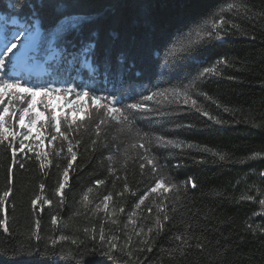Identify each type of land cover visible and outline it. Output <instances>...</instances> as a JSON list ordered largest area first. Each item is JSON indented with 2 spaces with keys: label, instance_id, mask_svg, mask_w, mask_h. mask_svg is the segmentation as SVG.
I'll return each instance as SVG.
<instances>
[{
  "label": "trees",
  "instance_id": "16d2710c",
  "mask_svg": "<svg viewBox=\"0 0 264 264\" xmlns=\"http://www.w3.org/2000/svg\"><path fill=\"white\" fill-rule=\"evenodd\" d=\"M32 2L0 0V11L30 20V7L22 5ZM70 2L73 13L92 18L87 30L95 40L57 37L49 10L42 49L54 42L61 55L55 74L39 82L87 87L124 102L178 88L197 104L148 102L156 110L137 113L135 126L152 139L149 145L111 119L98 133L97 121L105 117L84 98L83 111L94 114L73 125L77 159L63 197L57 189L70 155L67 141L49 143L50 121L46 157L17 151L13 165L11 137L0 142V220L6 209L8 226L7 232L0 226V264H264V0ZM198 25L201 35L215 33L207 46L194 55L172 53L182 33L197 38L189 30ZM93 42L89 71L81 61ZM209 67L214 72L201 76ZM78 68L81 79H71ZM66 127L61 120V130ZM157 136L181 146L157 147ZM141 142L148 151L131 146ZM159 179L171 190L151 193ZM101 231L114 249L100 240Z\"/></svg>",
  "mask_w": 264,
  "mask_h": 264
},
{
  "label": "snow or ice",
  "instance_id": "6c2138e0",
  "mask_svg": "<svg viewBox=\"0 0 264 264\" xmlns=\"http://www.w3.org/2000/svg\"><path fill=\"white\" fill-rule=\"evenodd\" d=\"M13 6V5H10ZM28 6L31 9V15L35 17V23L32 25L33 31H30L28 28L23 29L19 32H14L10 36L5 37V43L3 49L0 50V142L8 141L11 137L9 147L11 148V154L13 157V165L16 163L15 156L17 151L24 153L25 149L28 148L29 151H32V148L28 144H25V141L35 140L39 142V148L43 150L45 148L44 139H42L43 133L39 130L33 132L36 129V125L41 121V117L45 115V112L49 114V121L51 122L52 127L54 128V134L51 135L49 143L56 141L57 138H61L62 141H67V153L70 155V160L68 162L67 168L63 171V182L59 184L57 189L59 195L63 197V190L69 180V169L72 168V164L76 161L77 155L74 151V146L72 144V133L76 131V128H73V125L79 127L78 121H90L93 114L95 113L97 117L104 116L105 119H98L97 121V132L99 133L101 125H105L108 119L112 121H118L122 125V131L126 132L129 136L143 140L149 145L152 144V139L146 133H141L138 127L135 126V119L137 113H144L148 111H154L150 107L148 102H159L157 98L168 99L169 102H180L184 105H191L195 107L197 101L192 99L187 90L181 91L178 88L172 89H157L151 91L150 94L142 95L136 98L133 102H124L119 96L115 94L102 95L87 87L77 88L65 87V88H55L51 85H32L27 80L16 75V61L19 57L16 56V50L19 47L26 48L28 42H34L38 40L41 36L40 28L42 24L49 23L48 14L49 10L52 12V19L50 25L54 28L55 35L57 37H66L68 39H75L77 42H87L94 41L96 33L89 32L88 21L92 18L89 16L79 15L73 13L71 10L76 7L70 2V0H33L30 5H22V7ZM228 8L231 9L234 7L233 4L228 3ZM214 15V13H213ZM189 32L192 35H195L196 39H190L188 33H182L178 36L175 42L172 45V53H179L182 56L194 55L202 47L207 46V41L211 40L215 33L212 31L207 32L206 35H201V26H197L195 29H190ZM222 39V37H219ZM96 47V43H86L84 47L85 52V62L88 60V54L91 53L95 55L93 49ZM105 63H107V54L105 56ZM11 65V68H9ZM210 72H214V69L209 67L203 69L201 76L206 75ZM62 96L68 103H72L69 100V97H74L76 100L82 98H87V101H90L91 107L94 110L84 112L83 110L87 107V103L80 104L77 107L71 108L68 113H63L60 116H57L56 109L53 108L50 104V97ZM37 97H40V101H37ZM7 100V104H5ZM25 106L21 108L16 107V103L24 104ZM38 106L43 107L44 111H39ZM11 109V111H10ZM19 113V115H18ZM79 114V115H78ZM207 115V113H204ZM27 118V120H26ZM61 120H64L67 124V127L64 131L61 130ZM49 121L41 123V128H46ZM14 127L25 130L24 132L13 131ZM20 137L19 140V149L15 147L16 138ZM145 142H141L138 145L132 144L133 148L139 147L148 151L145 147ZM78 143V142H77ZM155 143L157 147H167L172 145L174 147H180V142L167 140L163 136L155 137ZM192 147V145H189ZM63 151V148L60 149ZM127 151V150H125ZM41 155L47 156L46 151H41L37 153L39 158ZM220 159L223 160L224 157L220 156ZM41 167L45 166L43 160H41ZM51 163V161H49ZM148 164H153V171H156L155 165L152 159H147ZM178 166V165H177ZM22 167V165H21ZM141 167H144L142 164ZM104 181H96V184H103ZM191 187L195 188L196 184L190 182ZM175 187V185H172ZM43 188V185H41ZM163 189L164 191H170L171 188L165 185L164 179H159L155 183V186L151 188V193H156L158 190ZM11 190L3 193L4 197L10 195ZM147 195L139 199L137 207L143 205L147 199ZM39 199V198H37ZM112 197L107 195L104 197V201H110ZM37 201H33V206ZM51 204V201H48ZM104 207L107 208V203L104 204ZM123 211V209H121ZM151 212V209H148ZM53 223H56V219L53 218ZM0 226H3L5 232L8 231L7 226V212L5 209L4 219L0 220ZM39 224L37 222V228ZM96 237L93 236V239ZM100 240L102 242L108 243L110 248H115L116 245L111 242L105 241L103 232L101 231ZM39 239V237H37ZM61 240L67 239L65 236L60 237ZM115 239V237L113 238ZM75 243V241H73ZM31 255V253H29Z\"/></svg>",
  "mask_w": 264,
  "mask_h": 264
},
{
  "label": "rangeland",
  "instance_id": "374dc122",
  "mask_svg": "<svg viewBox=\"0 0 264 264\" xmlns=\"http://www.w3.org/2000/svg\"><path fill=\"white\" fill-rule=\"evenodd\" d=\"M19 20H20V22H21L22 24L25 25V28H28L30 31H33V30H34L33 27H32V25H33L35 22L29 23V22H27V21H25V20H21V19H19ZM13 23H16V19H11V20H10V24H13ZM0 29H1V31H2V29H3L2 24H1V26H0ZM40 31H41V30H40ZM14 32H15V30L12 31V32H10V34H8V35H11V34L14 33ZM8 35H6V36H8ZM6 36H5V37H6ZM0 37L3 38V35H0ZM4 43H5V41L2 42V43L0 44V50H2L1 48L4 46ZM55 56H56V53H55V52H52L51 54L47 55V58H46V59H47L48 61H50V60L53 59ZM28 82H29V81H28ZM29 83H30V82H29ZM30 84L35 85V84H33V83H30ZM41 85H51L52 87H55V88H65V87H70V86L54 85V84H49V83H45V84H41ZM40 99H41L40 97H37V101H38V102L40 101ZM69 100H71L72 103H68V101H66L62 96L50 97V104H51V106H52L53 108L56 109V114H57V116L62 115V112H63V113H68V112L71 110V108H73V107H77V106H79L80 104L85 103V102H84V98H82V99H80V100H76L74 97H71V96H70V97H69ZM14 103H16V107H17V108H21V107L25 106V104L27 103V101H25L24 104H20L19 102H14ZM5 104H7V100H5ZM0 107H2V106H0ZM38 110H39V111H42V112L44 111L43 107H41V106H38ZM10 111H11V109H10ZM18 115H19V113H18ZM78 115H79V114H78ZM26 120H27V118H26ZM45 121H49V114H48V112H45V115L41 117V121L37 123V125H36V129H35L34 132H33V136H34L36 130L41 131V132L43 133V135H42L41 138L44 139V143H45V136H46V135H45V132H44V128H41V123H42V122H45ZM13 131L24 132L25 130L20 129V128H18V127H14V128H13ZM16 140H17V143L19 144L20 137L18 136V137L16 138ZM25 144H28L29 147H31L32 149H35V150H37V151H39V152L44 151V149L41 150V149L39 148V146H38V145H39V142H38V141H35L34 139H33V140H30V141H25ZM26 149H28V148H26ZM26 149H25V150H26Z\"/></svg>",
  "mask_w": 264,
  "mask_h": 264
},
{
  "label": "bare ground",
  "instance_id": "6f19581e",
  "mask_svg": "<svg viewBox=\"0 0 264 264\" xmlns=\"http://www.w3.org/2000/svg\"><path fill=\"white\" fill-rule=\"evenodd\" d=\"M35 42H36V41H34V42H28V43H27V48H31V47L34 45Z\"/></svg>",
  "mask_w": 264,
  "mask_h": 264
}]
</instances>
